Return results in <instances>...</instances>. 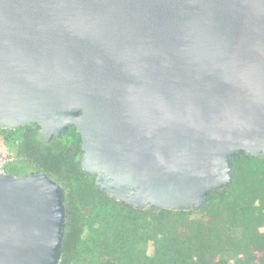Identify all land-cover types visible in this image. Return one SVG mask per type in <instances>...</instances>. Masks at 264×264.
I'll return each instance as SVG.
<instances>
[{
    "label": "water",
    "instance_id": "obj_1",
    "mask_svg": "<svg viewBox=\"0 0 264 264\" xmlns=\"http://www.w3.org/2000/svg\"><path fill=\"white\" fill-rule=\"evenodd\" d=\"M75 126L136 207L199 210L264 155V0H0V128ZM66 189L0 172V264H59Z\"/></svg>",
    "mask_w": 264,
    "mask_h": 264
},
{
    "label": "trees",
    "instance_id": "obj_2",
    "mask_svg": "<svg viewBox=\"0 0 264 264\" xmlns=\"http://www.w3.org/2000/svg\"><path fill=\"white\" fill-rule=\"evenodd\" d=\"M81 144L75 126L51 141L37 123L0 128V147L66 189L59 264H264V155L236 154L235 178L199 210H150L102 190L81 165Z\"/></svg>",
    "mask_w": 264,
    "mask_h": 264
},
{
    "label": "built area",
    "instance_id": "obj_3",
    "mask_svg": "<svg viewBox=\"0 0 264 264\" xmlns=\"http://www.w3.org/2000/svg\"><path fill=\"white\" fill-rule=\"evenodd\" d=\"M10 161H12L10 153L7 149L0 147V172H3L8 168Z\"/></svg>",
    "mask_w": 264,
    "mask_h": 264
},
{
    "label": "flooded vegetation",
    "instance_id": "obj_4",
    "mask_svg": "<svg viewBox=\"0 0 264 264\" xmlns=\"http://www.w3.org/2000/svg\"><path fill=\"white\" fill-rule=\"evenodd\" d=\"M33 125V124H32ZM73 127V126H72ZM42 136V134H41ZM55 137V136H54ZM52 137V139L54 138ZM43 138V137H42ZM51 139V140H52ZM50 140V141H51ZM12 160L15 161L16 163H18V166H19V174L18 175H21V174H26V173H30L31 171H35L36 169H30L28 167H26V162L23 161L22 159L16 157V155H13L12 156ZM37 170H40V169H37Z\"/></svg>",
    "mask_w": 264,
    "mask_h": 264
},
{
    "label": "rangeland",
    "instance_id": "obj_5",
    "mask_svg": "<svg viewBox=\"0 0 264 264\" xmlns=\"http://www.w3.org/2000/svg\"><path fill=\"white\" fill-rule=\"evenodd\" d=\"M14 166H15V167L18 166V163H16V162L13 161V160L10 161L9 164H8V168H12V167H14Z\"/></svg>",
    "mask_w": 264,
    "mask_h": 264
}]
</instances>
